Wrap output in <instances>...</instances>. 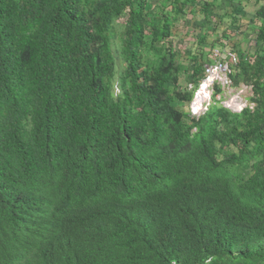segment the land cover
<instances>
[{
	"label": "trees",
	"instance_id": "16d2710c",
	"mask_svg": "<svg viewBox=\"0 0 264 264\" xmlns=\"http://www.w3.org/2000/svg\"><path fill=\"white\" fill-rule=\"evenodd\" d=\"M199 1L0 0V264H264V9L253 107L192 118Z\"/></svg>",
	"mask_w": 264,
	"mask_h": 264
},
{
	"label": "crops",
	"instance_id": "0c3cea01",
	"mask_svg": "<svg viewBox=\"0 0 264 264\" xmlns=\"http://www.w3.org/2000/svg\"><path fill=\"white\" fill-rule=\"evenodd\" d=\"M205 0H200L203 3ZM214 1L217 5L215 15L211 18V21H204L203 17L199 20V27L203 30L201 32H207L205 41L202 42L199 36L195 37L196 47L194 52L207 51V62H211L210 53L214 47L230 48L233 49L239 55V52L247 54L249 50L253 52L255 45H258L256 41L257 30L260 27V22L254 21L255 14L259 15L260 9H264V0H210ZM235 17L238 20V28L228 29L231 23L230 13L234 9ZM224 22V23H223ZM233 22V21H232ZM204 23V24H203ZM232 26V25H231ZM239 33V35H237ZM235 36V37H234ZM204 43V44H203ZM185 53V52H183ZM186 54V53H185ZM193 53L182 57V62L189 64ZM197 55V53H196ZM178 105H184L179 103Z\"/></svg>",
	"mask_w": 264,
	"mask_h": 264
},
{
	"label": "built area",
	"instance_id": "2783aa9c",
	"mask_svg": "<svg viewBox=\"0 0 264 264\" xmlns=\"http://www.w3.org/2000/svg\"><path fill=\"white\" fill-rule=\"evenodd\" d=\"M211 62L204 63V76L201 79L199 89L195 92L193 103L190 106V116L198 117L203 114L215 101H221L225 92L234 93L229 101H221L222 105L234 112H240L248 104L239 101V94L245 91V86L235 93L232 75L235 73L239 62V55L233 49L214 47L210 53ZM216 86L221 88L216 92ZM241 86V85H240ZM192 87V84L189 85ZM233 100H235L233 102ZM240 102L241 108H235L234 104ZM252 108L253 106L250 105Z\"/></svg>",
	"mask_w": 264,
	"mask_h": 264
},
{
	"label": "rangeland",
	"instance_id": "374dc122",
	"mask_svg": "<svg viewBox=\"0 0 264 264\" xmlns=\"http://www.w3.org/2000/svg\"><path fill=\"white\" fill-rule=\"evenodd\" d=\"M156 0H148L147 2V7L151 8L152 4L155 2ZM200 2V1H199ZM202 15L199 11V7H197L196 9H194V12H192V15L188 16L185 20L183 19L182 22L178 23V25L173 29V41H175V46L177 48L182 47L183 49L186 50H191L192 52H194V49L196 47V39L195 37L199 36L200 32V27H199V20L201 19ZM125 21V18L123 19H119L118 20V24H122ZM238 23V22H237ZM117 33L119 34L121 28H117ZM119 31V32H118ZM237 35H239V33H237ZM235 37V36H234ZM235 49V48H233ZM236 50V49H235ZM237 51V50H236ZM252 50H249L248 53H252ZM181 55H183V57H185L187 55V53H181ZM183 82V80H182ZM241 85V86H240ZM239 86H234V91L235 93H237L242 86H245L244 84H240ZM224 94V98L222 99L223 101H229L230 97L234 94L231 93L229 94V92H225ZM252 96V89L250 86H245V91L241 92L239 94V101L241 100V102L246 103L248 105H253L250 103V97ZM221 100V101H222ZM221 101H217L218 103L222 104ZM234 102V100H233ZM188 104L185 103L184 105H180L179 108L182 109H189V106H187Z\"/></svg>",
	"mask_w": 264,
	"mask_h": 264
},
{
	"label": "clouds",
	"instance_id": "9594fccd",
	"mask_svg": "<svg viewBox=\"0 0 264 264\" xmlns=\"http://www.w3.org/2000/svg\"><path fill=\"white\" fill-rule=\"evenodd\" d=\"M199 86H200V84H199ZM198 89H199V87H198ZM198 89H197V90H198ZM197 90H196V91H197ZM196 91H195V92H196ZM194 97H195V93H194ZM194 97H193L192 101H191L190 103H188V105H187V106H189V109H188V110H189V113H190V106H191V104L193 103ZM247 106H248V105H247ZM247 106H246V107H247ZM252 106H253V105H252ZM243 109H244V108H243ZM243 109H242V110H243ZM190 117H191V116H190ZM192 118H193V117H192Z\"/></svg>",
	"mask_w": 264,
	"mask_h": 264
},
{
	"label": "bare ground",
	"instance_id": "6f19581e",
	"mask_svg": "<svg viewBox=\"0 0 264 264\" xmlns=\"http://www.w3.org/2000/svg\"><path fill=\"white\" fill-rule=\"evenodd\" d=\"M234 101H235V100H234ZM242 105H243L242 103L237 102V103L234 104V107H235V108H241Z\"/></svg>",
	"mask_w": 264,
	"mask_h": 264
}]
</instances>
